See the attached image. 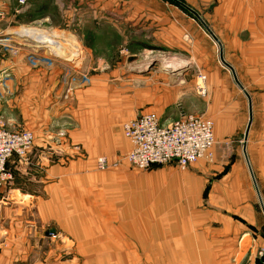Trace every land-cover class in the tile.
Listing matches in <instances>:
<instances>
[{
	"label": "crops",
	"instance_id": "obj_1",
	"mask_svg": "<svg viewBox=\"0 0 264 264\" xmlns=\"http://www.w3.org/2000/svg\"><path fill=\"white\" fill-rule=\"evenodd\" d=\"M166 1L177 7L176 21L188 15L190 33L198 34L193 21L205 22L206 29L222 39L223 48H228L224 52H232L235 59L229 58L231 65L226 67L197 65L205 75L204 95L198 93L195 82L192 91L173 87L159 93V100L181 101L189 114L209 118L215 143L211 162L198 160L189 166L191 173L184 178H189L190 193L186 191L196 203L190 205L189 212L174 211L173 222L179 220L181 224L177 225L176 236L161 244L164 248L159 250L158 259L167 264H264V0H206L211 5V13L206 16L193 8L197 0ZM164 2L157 0L159 5ZM150 3L60 0L49 3L57 12L49 8V13L41 16L53 22L57 14L79 27L85 23H109L115 18L148 20ZM158 15L160 22H169L165 10ZM112 26L111 31L116 28ZM173 27L176 43L183 32L180 26ZM14 68L19 77V66ZM18 77L17 83L27 81L26 85L21 83L27 89L21 90L19 96H30L33 109L26 115L16 97L12 103L0 104V113L10 129L31 128L34 141L25 159L12 156L6 163L9 179L0 186V264H49V202L54 199L49 198V185L66 180V173L71 181L72 173L77 176L74 167L94 163L102 151L100 143L113 142V125L127 103L125 99L119 103L118 89L99 76H89L88 85L83 86L82 78L73 76L68 80L64 69L49 66V77ZM170 111L151 112L167 123ZM181 181V177L175 178L174 187L178 188L175 195L182 198L187 192L182 190ZM87 193L67 191L71 199L81 198L83 203ZM84 206L77 211L82 212ZM128 206L125 214L130 222L110 227V237L94 232L83 240L84 250L91 255L88 260L106 261L103 253L109 250L112 256L128 262L132 246L128 234H132L133 221L150 220L142 213L147 209L138 207L130 218L128 209L133 207ZM154 208L157 213L162 209ZM164 220H170L168 213L159 212L158 222ZM140 244L142 252L150 250L149 239L140 240Z\"/></svg>",
	"mask_w": 264,
	"mask_h": 264
},
{
	"label": "rangeland",
	"instance_id": "obj_2",
	"mask_svg": "<svg viewBox=\"0 0 264 264\" xmlns=\"http://www.w3.org/2000/svg\"><path fill=\"white\" fill-rule=\"evenodd\" d=\"M59 1L24 0L25 4H21L19 0H0V104L12 103L17 97L26 115L33 109L34 101L30 96H19L22 94L21 90L27 89L21 83L26 85L27 81L15 82L18 75L14 67L17 68L18 65L20 79L49 77V66L54 70L64 69L68 80L73 76H77V80L82 78L83 86L88 85L89 76L103 77L118 89L119 103L125 99L127 106H124V111L120 110L118 122L116 126L113 125L116 127L113 142H101V154L96 156V159L104 157L109 164H116L101 169L97 167L95 159L94 163L74 167L73 172L76 171L77 176L72 173L71 181L66 173V180L49 185V198H54L49 202V264H167L164 259L160 261L158 255L159 250L164 248L161 245L163 241L176 236L175 233L179 230L177 225L181 221L178 220L177 224L173 222V213L175 210L189 212L190 205L196 203L195 197L192 195V198L189 194V178H184L191 173L189 166L193 163L187 167L176 163L135 167L126 158L130 143L122 132V125L141 111L162 113L171 110L166 115L171 117L170 121L189 114L184 103L159 100V93L170 91L173 87L192 91L194 82L197 86L200 74H203L197 69V65L226 67L231 65L229 58H234L235 55L224 52L228 48H223L222 39L213 36L203 21L195 18L192 23L196 25L198 34L190 33L187 27L191 24L187 20L188 15L184 11L182 21H176L174 9L177 7L166 0H161L164 5H159L157 0H149L148 20L134 17L126 21L115 18L109 23H85L81 27L77 23L66 21L62 16L59 18L57 14L58 20L55 17L53 22L42 19L43 12L49 13V3ZM44 2L47 3L43 5L46 9L38 10V5ZM195 4L193 8L201 16L211 13V5L206 4V0H197ZM162 10H165L169 22L159 21L158 13ZM53 12L57 10L54 9ZM110 24L116 27L115 30H110ZM174 25L180 26L183 32L176 43ZM17 32L25 36L22 37ZM130 32L133 34L132 39ZM36 38L45 44L31 41ZM0 118L4 120L1 113ZM4 122L7 123L6 120ZM5 123L4 127L11 131H31L34 141V133L28 126L10 129ZM13 156L18 159L26 157ZM213 156L198 160L211 162ZM177 177L183 180L180 184L182 190L189 191L182 198L175 195L178 188L174 187V179ZM70 189L88 192L85 203L81 198L71 199L67 194ZM193 190L196 192L198 189ZM84 204L83 211L78 212ZM177 205L184 209L176 208ZM127 206L133 207V210L128 209L130 218L136 207L139 210L147 209L142 213L150 217V220H144L143 223L133 221V235L130 232L128 234L132 245L128 262L121 261L119 256H112L109 250L103 253L106 261L88 260L91 255L87 253L88 250H84L83 240L92 237L94 232L110 237L109 231L113 232L110 227L114 229L116 225L127 221ZM154 207L162 208L159 212L166 211L170 220L158 222L159 212ZM98 227L99 229H95ZM143 239H149L151 244L150 250L145 252H142L140 244ZM169 246L166 245L165 248H170Z\"/></svg>",
	"mask_w": 264,
	"mask_h": 264
},
{
	"label": "built area",
	"instance_id": "obj_3",
	"mask_svg": "<svg viewBox=\"0 0 264 264\" xmlns=\"http://www.w3.org/2000/svg\"><path fill=\"white\" fill-rule=\"evenodd\" d=\"M19 2L23 4L24 0ZM204 78L200 74V83L197 84L201 95L206 93ZM85 80L88 81L87 78ZM122 132L130 143L126 158L138 168L171 162L187 167L198 159H210L213 156V123L201 114H185L174 121L163 123L156 113L143 112L125 121ZM32 142L31 131L6 129L0 118V186L9 179L7 160L13 155L25 157ZM115 164H109L104 157L96 159V165L101 169ZM247 264L256 263L251 261Z\"/></svg>",
	"mask_w": 264,
	"mask_h": 264
},
{
	"label": "water",
	"instance_id": "obj_4",
	"mask_svg": "<svg viewBox=\"0 0 264 264\" xmlns=\"http://www.w3.org/2000/svg\"><path fill=\"white\" fill-rule=\"evenodd\" d=\"M17 34L18 35H20V36H22V37H24L25 35H23V34H21V33H19V32H17ZM38 35H41V33H39ZM42 35H44V34H42ZM47 36V35H46ZM38 38H36L35 40H31L32 42H35V43H40V44H45V42H40V41H38L37 40ZM64 56V55H63Z\"/></svg>",
	"mask_w": 264,
	"mask_h": 264
},
{
	"label": "trees",
	"instance_id": "obj_5",
	"mask_svg": "<svg viewBox=\"0 0 264 264\" xmlns=\"http://www.w3.org/2000/svg\"><path fill=\"white\" fill-rule=\"evenodd\" d=\"M38 6H39V7H38V8H39L38 10L44 8V7H43V4H40V5H38Z\"/></svg>",
	"mask_w": 264,
	"mask_h": 264
},
{
	"label": "bare ground",
	"instance_id": "obj_6",
	"mask_svg": "<svg viewBox=\"0 0 264 264\" xmlns=\"http://www.w3.org/2000/svg\"><path fill=\"white\" fill-rule=\"evenodd\" d=\"M21 33V32H20ZM43 37H45V36H43Z\"/></svg>",
	"mask_w": 264,
	"mask_h": 264
}]
</instances>
